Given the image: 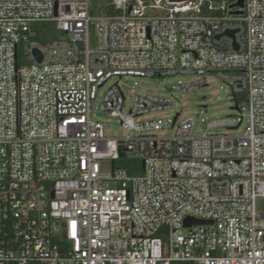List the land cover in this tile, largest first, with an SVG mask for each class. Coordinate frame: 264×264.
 I'll return each mask as SVG.
<instances>
[{
	"label": "built area",
	"instance_id": "built-area-1",
	"mask_svg": "<svg viewBox=\"0 0 264 264\" xmlns=\"http://www.w3.org/2000/svg\"><path fill=\"white\" fill-rule=\"evenodd\" d=\"M107 4L0 0V264H264V0ZM39 22L57 37L36 39ZM178 74L181 91L219 76L237 114L195 134L169 96L127 107L117 80L99 97Z\"/></svg>",
	"mask_w": 264,
	"mask_h": 264
},
{
	"label": "rangeland",
	"instance_id": "rangeland-1",
	"mask_svg": "<svg viewBox=\"0 0 264 264\" xmlns=\"http://www.w3.org/2000/svg\"><path fill=\"white\" fill-rule=\"evenodd\" d=\"M98 15V14H94ZM96 23V21H94ZM43 25V24H37ZM92 34L95 31L92 30ZM57 36H54V38ZM214 79H210L209 85L198 89L181 91L173 90L172 85L179 81L185 82L193 79L190 74H178L175 76H145L134 77L127 76L123 78L115 77L110 79L104 87L100 90V98L104 95L108 87L120 80V85L125 92L127 98V107L133 101L136 91H144L147 93H158L172 98V113L181 111L182 116H193L196 121L195 134L203 133L206 128V123L215 119H221L229 115H236L237 111L233 108L235 106V99H232V89L223 79L216 74ZM210 78V77H209ZM206 106L208 108H206ZM99 119L104 126V132L109 137H121L125 134L123 127L117 120L108 113H99ZM204 118V120H202ZM214 132H228L232 134L240 133L243 128L239 130H229L226 127L218 126L212 129ZM124 163L128 160H121ZM138 164H142L141 160H137ZM258 208L264 209V201L258 202Z\"/></svg>",
	"mask_w": 264,
	"mask_h": 264
},
{
	"label": "trees",
	"instance_id": "trees-1",
	"mask_svg": "<svg viewBox=\"0 0 264 264\" xmlns=\"http://www.w3.org/2000/svg\"><path fill=\"white\" fill-rule=\"evenodd\" d=\"M227 2L231 3L232 5L235 4L237 0H226ZM115 11L111 6L107 4V0H92V10L91 13L94 14H113ZM43 25H37V24ZM35 23L34 26L37 28V34L35 36L36 39L41 41H47L53 39L54 36H57L53 25L51 23L46 22H39Z\"/></svg>",
	"mask_w": 264,
	"mask_h": 264
},
{
	"label": "water",
	"instance_id": "water-1",
	"mask_svg": "<svg viewBox=\"0 0 264 264\" xmlns=\"http://www.w3.org/2000/svg\"><path fill=\"white\" fill-rule=\"evenodd\" d=\"M244 5V0H237L236 2H235V4H234V6L235 7H242ZM237 12H239V11H237ZM35 53L37 54V56H38V61L39 62H41V60H42V55H41V53L38 51V50H36L35 51ZM192 223H204V221L203 220H198V219H191V218H188V219H186V221H185V224L186 225H191Z\"/></svg>",
	"mask_w": 264,
	"mask_h": 264
}]
</instances>
